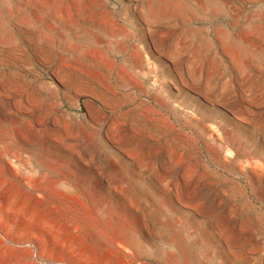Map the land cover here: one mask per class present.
Here are the masks:
<instances>
[{
	"label": "rangeland",
	"instance_id": "1",
	"mask_svg": "<svg viewBox=\"0 0 264 264\" xmlns=\"http://www.w3.org/2000/svg\"><path fill=\"white\" fill-rule=\"evenodd\" d=\"M178 1L0 0V264H264V0Z\"/></svg>",
	"mask_w": 264,
	"mask_h": 264
},
{
	"label": "bare ground",
	"instance_id": "2",
	"mask_svg": "<svg viewBox=\"0 0 264 264\" xmlns=\"http://www.w3.org/2000/svg\"><path fill=\"white\" fill-rule=\"evenodd\" d=\"M142 1V3H143V7H142V9H143V13L145 14V16H148L149 18L151 17V14H155L154 16H157V15H161L162 17H164V16H170L171 18L172 17H174L175 16V13L173 12L176 8V11L178 10V5H177V3L179 2L178 0H150V2H148V1H146V0H141ZM178 1V2H177ZM181 1V0H180ZM185 1H187V0H185ZM188 1H190V3H191V1L192 0H188ZM206 1V0H205ZM100 2V1H99ZM148 2V3H147ZM192 2H194V1H192ZM203 2V1H202ZM189 3V2H188ZM189 3V4H190ZM200 3V2H199ZM183 3H181V5H182ZM196 4H198L197 3V1H196ZM177 5V6H176ZM184 5V4H183ZM182 5V6H183ZM202 5H203V3H202ZM216 6V5H215ZM104 7V6H103ZM181 7V6H180ZM206 7H208V6H205V8ZM212 7V6H211ZM182 9V8H181ZM187 9H188V7H187ZM184 10V9H183ZM182 10V11H183ZM193 10H195V9H193ZM107 11V10H106ZM150 11V12H149ZM189 11V10H188ZM197 11V10H196ZM108 12V11H107ZM106 12V13H107ZM152 12V13H151ZM178 12V11H177ZM183 12H185V11H183ZM198 12V11H197ZM188 13V12H187ZM190 13V12H189ZM108 14V13H107ZM112 15V14H111ZM176 15H178V13L176 14ZM192 15V14H191ZM180 16H181V13H180ZM179 16V17H180ZM148 17H147V19H148ZM161 17V18H162ZM176 17H178V16H176ZM155 18H157V17H154V19ZM153 19V20H154ZM164 19V18H163ZM166 19V18H165ZM169 19V18H168ZM168 19H167V21H168ZM111 20V19H110ZM149 20V19H148ZM147 20V21H148ZM160 20V19H159ZM96 21V20H95ZM149 21H152V20H149ZM158 21V20H157ZM97 22V21H96ZM112 22H113V20H112ZM111 22V23H112ZM162 22V21H161ZM165 22V21H164ZM174 22V21H173ZM116 23V22H115ZM159 23V22H158ZM172 23V22H171ZM57 25V24H56ZM100 25V24H99ZM99 25L97 26V25H85V26H83L80 30H78V29H76L75 27H73V30H75V31H71L72 32V34H74L77 30H78V32H79V34L81 33L82 34V32L83 31H86L87 32V30H89V29H91L90 31H92V30H96V31H98V32H102L103 31V29H101L100 27H99ZM82 26V25H81ZM103 27H104V25H102ZM116 26V25H115ZM162 26V25H161ZM58 27V26H57ZM60 27V26H59ZM102 27V28H103ZM114 27V26H113ZM163 27V26H162ZM78 28H80V27H78ZM107 28H108V26H107ZM106 28V29H107ZM109 29H110V27H109ZM115 29V28H114ZM178 29V28H177ZM113 30V29H112ZM111 30V31H112ZM169 30H171V29H169ZM187 30V29H186ZM67 31V30H66ZM90 31H88L89 33H90ZM108 31V30H107ZM114 31H117L116 29L114 30ZM173 31H175V30H173ZM157 32V31H156ZM70 33V32H69ZM84 33V32H83ZM93 33H95V32H93ZM104 33V32H103ZM168 33H170V31L168 32ZM179 33V32H178ZM92 34V33H91ZM100 34V33H99ZM108 34V33H107ZM128 34V33H127ZM193 34H195V32L193 33ZM193 34H192V36H193ZM34 36H36L37 37V35H35V34H33ZM71 35V34H70ZM103 35V34H102ZM112 35V34H111ZM74 36V35H73ZM77 36V35H76ZM85 36V35H84ZM83 36V37H84ZM104 36V35H103ZM95 37H96V35H95ZM110 37V36H109ZM88 38V37H87ZM97 38H99V37H97ZM103 38V37H102ZM112 38V37H111ZM70 39H71V37H70ZM73 39H74V37H73ZM81 39H83V38H81ZM97 40V39H96ZM193 40H195V39H193ZM206 40H207V38H206ZM86 41V39L84 40V42ZM95 41V40H94ZM77 42H78V40H77ZM79 42H81V41H79ZM83 43V42H82ZM87 43V42H86ZM201 43V42H200ZM36 44H38V43H36ZM68 44H70V43H68ZM72 44V43H71ZM84 44V43H83ZM95 44V43H94ZM190 44V43H189ZM210 44V43H209ZM76 45V44H75ZM111 45V44H110ZM119 45V44H118ZM174 45V44H173ZM91 46H93V45H91ZM117 46V45H116ZM75 47H77V46H75ZM69 48V47H68ZM68 48H67V50H68ZM180 48V47H179ZM70 49V48H69ZM73 49V48H72ZM77 49V48H76ZM80 50V49H79ZM92 50V49H91ZM200 50V49H199ZM72 51H74V49L72 50ZM89 51V50H88ZM69 52H71V51H69ZM203 52V51H202ZM204 53V52H203ZM69 54H71V53H69ZM49 55V54H48ZM201 55V54H200ZM84 56V55H83ZM85 57V56H84ZM81 58V57H80ZM80 58H78V60L77 61H79L80 62ZM73 60H74V58H73ZM72 60V61H73ZM87 60H89V59H83V61L82 62H84V63H88L87 62ZM92 61V60H91ZM197 61H198V59H197ZM75 63V62H74ZM93 63H95V62H93ZM248 63V62H247ZM77 64V63H76ZM80 64H82V63H80ZM84 65V64H83ZM82 65V66H83ZM197 65V64H196ZM228 65V64H227ZM89 66V65H88ZM205 67V66H204ZM200 71V70H199ZM234 73H236V72H234ZM221 75V74H220ZM235 75V74H234ZM233 75V76H234ZM74 76V75H73ZM236 76V75H235ZM234 76V77H235ZM81 77H82V75H75V77L74 78H76V79H81ZM193 78V77H192ZM200 78V77H199ZM208 79H210V77L208 78ZM242 82H243V85H245V86H247L248 88H249V90L251 91V92H249V93H251V98L256 102V103H260V104H264V71H259V70H256V69H250L249 71H247L246 72V74L245 75H243V77H242ZM228 86V85H227ZM220 100V99H219ZM135 119V118H134ZM230 226V225H229ZM231 229V228H230Z\"/></svg>",
	"mask_w": 264,
	"mask_h": 264
}]
</instances>
